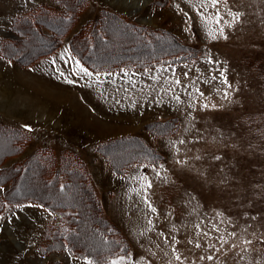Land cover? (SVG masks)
Here are the masks:
<instances>
[{
  "label": "rangeland",
  "instance_id": "1",
  "mask_svg": "<svg viewBox=\"0 0 264 264\" xmlns=\"http://www.w3.org/2000/svg\"><path fill=\"white\" fill-rule=\"evenodd\" d=\"M86 2L60 47L23 65L41 45L13 21L35 9L61 10L52 0H0V126L20 132L24 148L4 166L37 149L76 154L103 214L127 242L128 252L105 264H264V0ZM104 10L166 32L195 54L150 68L90 72L68 41ZM231 13L241 15L236 20ZM119 34L109 31L105 47H115ZM130 36L142 52L168 46ZM124 53L120 48L111 57ZM170 118L177 120L176 133L154 137L148 125ZM129 135L141 137L156 156H127L133 144L112 147L111 156L95 150ZM8 147L0 143V152ZM22 187L42 184L29 179ZM67 195L84 194L71 187ZM52 218L38 205H5L0 264H93L75 250L40 252ZM86 233L95 242L89 252L110 248L108 238Z\"/></svg>",
  "mask_w": 264,
  "mask_h": 264
},
{
  "label": "trees",
  "instance_id": "2",
  "mask_svg": "<svg viewBox=\"0 0 264 264\" xmlns=\"http://www.w3.org/2000/svg\"><path fill=\"white\" fill-rule=\"evenodd\" d=\"M52 2L61 11L44 7L30 11L23 18L13 21L14 28L15 25L21 24L20 28L16 27L17 31L25 37H33V40L28 39L41 45L33 53L32 58L23 65L31 64L37 58L50 54L60 47L62 40L72 30L79 13L87 3L86 0H52ZM109 31L120 34L116 36L117 45L106 48L105 45L110 40ZM167 34L135 25L116 12L104 10L96 20L88 21L72 34L68 46L70 53L87 70L94 73L121 68H150L161 62L178 63L185 61L179 58L184 52L195 54L193 48L182 45L179 40H174ZM130 35H134L133 37L138 38L143 44L148 43L154 46L166 43L168 46L162 51L142 52L137 49V42L129 43ZM2 44L6 43L2 42ZM120 48L127 54L124 53V56L113 59L112 53ZM148 126L153 127L149 131L153 136L155 135L154 137H167L175 134L178 129L177 120L174 118L154 122ZM21 136L20 132L0 126V143H10V147L0 152V187H5L0 195V212L5 205L34 204L52 214L53 218L44 226L40 252L60 249L71 253L75 250L78 254L90 259L93 264H105L111 258L127 253L128 246L125 238L103 214L90 173L76 154L61 152L59 156H56L50 150L37 149L20 162L4 166L5 160L22 154L24 148L19 139ZM118 144L137 146L133 148L131 146L132 152H128L127 156H138L143 160L146 157L151 159L156 156L148 144L137 135L98 143L95 150L102 156H111L114 153H109V149ZM113 168L114 173H122L119 168ZM29 179L40 181L41 189H24L22 183ZM71 187L83 193V197L75 199L73 195H67ZM87 210L94 218L91 219L88 213L83 214V211L87 212ZM87 230L91 231L97 240L108 238L111 242L110 248L105 251L89 252L87 248L93 247L95 242L87 235Z\"/></svg>",
  "mask_w": 264,
  "mask_h": 264
},
{
  "label": "snow or ice",
  "instance_id": "3",
  "mask_svg": "<svg viewBox=\"0 0 264 264\" xmlns=\"http://www.w3.org/2000/svg\"><path fill=\"white\" fill-rule=\"evenodd\" d=\"M209 2H210V4L212 6H215L216 4L220 3L221 0H209ZM224 2L226 3V0H224ZM231 14L234 16V19H236V20H238L240 15H241L240 13H231ZM217 17H218V14H217ZM217 22H219V17L217 18ZM220 34L223 35V30L222 29L220 31ZM81 71H85L86 72V69H81ZM177 83H179V81H177ZM177 99H178V97H177ZM148 187H151V185L149 184ZM149 207H151V205H149ZM197 247H199V245H197ZM208 259H212V257L209 256ZM112 264H116V262L113 261Z\"/></svg>",
  "mask_w": 264,
  "mask_h": 264
},
{
  "label": "bare ground",
  "instance_id": "4",
  "mask_svg": "<svg viewBox=\"0 0 264 264\" xmlns=\"http://www.w3.org/2000/svg\"><path fill=\"white\" fill-rule=\"evenodd\" d=\"M140 7V6H139ZM134 46V45H133ZM138 49V48H137ZM127 54V53H126ZM139 54V53H138ZM108 56V55H107ZM116 57V56H115ZM122 143V142H121ZM119 145V144H118ZM121 145V144H120ZM114 149V148H113ZM110 153H111V151H110ZM114 153V152H113ZM129 153H130V151H129ZM109 154V153H108ZM126 154V153H125ZM115 155V154H114ZM114 158V157H113ZM125 158V157H124ZM130 158V157H129ZM117 163V162H116ZM120 163H122V161L120 162ZM123 163H124V159H123ZM38 181V180H37ZM45 195V194H44Z\"/></svg>",
  "mask_w": 264,
  "mask_h": 264
},
{
  "label": "crops",
  "instance_id": "5",
  "mask_svg": "<svg viewBox=\"0 0 264 264\" xmlns=\"http://www.w3.org/2000/svg\"><path fill=\"white\" fill-rule=\"evenodd\" d=\"M73 56V55H72ZM73 57H75V56H73Z\"/></svg>",
  "mask_w": 264,
  "mask_h": 264
}]
</instances>
